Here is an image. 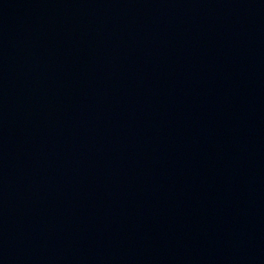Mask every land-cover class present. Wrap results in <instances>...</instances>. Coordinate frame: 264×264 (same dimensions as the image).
Returning <instances> with one entry per match:
<instances>
[{
    "label": "water",
    "instance_id": "water-1",
    "mask_svg": "<svg viewBox=\"0 0 264 264\" xmlns=\"http://www.w3.org/2000/svg\"><path fill=\"white\" fill-rule=\"evenodd\" d=\"M0 264H264V0H0Z\"/></svg>",
    "mask_w": 264,
    "mask_h": 264
}]
</instances>
